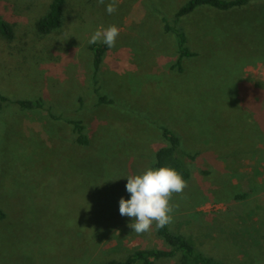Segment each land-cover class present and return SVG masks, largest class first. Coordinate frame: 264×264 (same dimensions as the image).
<instances>
[{
	"label": "rangeland",
	"instance_id": "rangeland-1",
	"mask_svg": "<svg viewBox=\"0 0 264 264\" xmlns=\"http://www.w3.org/2000/svg\"><path fill=\"white\" fill-rule=\"evenodd\" d=\"M50 1L0 0V14L15 29L12 42L0 40V92L43 102L0 109V264H103L136 248L166 247L155 224L138 235L128 226L133 218L119 211L120 199H130L126 176L154 168L166 143L162 126L195 155L187 187L170 200L169 229L229 264H264V210L245 201L250 191L264 190L262 170L236 169L242 186L230 174L246 148L245 141L232 142L247 110L241 107L264 111L255 99L230 93L242 88L245 65L264 58V0L230 10L205 5L179 17L197 55L184 56L174 72L176 39L154 15L173 22L187 0H118L112 14L111 0H67L63 26L42 36L35 22ZM111 25L129 30H120L112 64L95 74L87 44ZM95 87L111 101L98 103ZM67 119L81 121L87 145L76 141ZM244 153L264 155V148Z\"/></svg>",
	"mask_w": 264,
	"mask_h": 264
},
{
	"label": "trees",
	"instance_id": "trees-1",
	"mask_svg": "<svg viewBox=\"0 0 264 264\" xmlns=\"http://www.w3.org/2000/svg\"><path fill=\"white\" fill-rule=\"evenodd\" d=\"M248 0H187L182 6L178 8L174 16L173 22L163 17L164 28L166 32H172L176 39V52L178 57L175 61L174 68L177 71L182 70V58L184 56H194L197 52L191 50L187 44L188 36L176 23L178 18L193 12L200 6L211 5L213 7L228 10L234 6H243ZM65 3L66 0H51L48 4L47 10L35 22L36 32L40 35L52 33L59 29L64 24L65 17ZM15 37V29L11 22L7 21L0 14V40L12 42ZM93 51V66L95 74L98 72L104 52L109 48L103 43L90 44ZM98 103L110 102L106 95L101 94L98 87H95ZM12 102L17 103L22 108L42 107V99L27 100V99H11L0 92V109L3 103ZM53 117H57L52 114ZM68 122L74 125L76 141L82 145L89 143V137L84 132V125L79 120L67 119ZM162 136L166 143L161 145L155 155V162L153 167L159 168L168 166L176 169L182 177L186 180L190 176L189 160H193L195 155L183 151L180 147L181 138L171 128L162 126ZM237 199L244 198L246 194H236ZM0 210V216H3ZM156 233L162 237L167 243L166 247L159 248H136L131 253L124 256L123 259H110L103 264H156L163 259L177 258L179 264H229L227 261L205 251L196 248L194 242L187 236L177 233L169 229L166 225L163 228L157 229Z\"/></svg>",
	"mask_w": 264,
	"mask_h": 264
},
{
	"label": "clouds",
	"instance_id": "clouds-1",
	"mask_svg": "<svg viewBox=\"0 0 264 264\" xmlns=\"http://www.w3.org/2000/svg\"><path fill=\"white\" fill-rule=\"evenodd\" d=\"M100 4L104 0H98ZM118 0H111L107 4L106 11L112 14L117 11ZM120 29L111 25L106 29H98L91 36L89 43L102 42L109 48L115 47ZM66 54V53H65ZM67 55V54H66ZM127 177L126 191L130 193V199H120V215L133 218L128 226L136 234L151 232L153 224L157 229L172 223L174 211L170 200L173 194L183 193L187 187V181L174 168L162 166L148 168L142 174L129 175Z\"/></svg>",
	"mask_w": 264,
	"mask_h": 264
},
{
	"label": "crops",
	"instance_id": "crops-1",
	"mask_svg": "<svg viewBox=\"0 0 264 264\" xmlns=\"http://www.w3.org/2000/svg\"><path fill=\"white\" fill-rule=\"evenodd\" d=\"M243 6H245V5H243ZM200 7H206V6L204 5V6H200ZM241 7L242 6H234V7L229 8V10L230 9H237V8H241ZM67 9H68V4L65 3L64 10L66 11ZM200 11L203 12L204 14H207V15H213V13H211L210 10L205 9V8L200 9ZM163 16L164 15L160 12H158L157 15H154V17L159 18V20H156V21L159 23L160 26H162L164 28V22L161 18ZM118 28L121 31H125V32H127V30H129L126 27V25H121ZM132 28H134V27H132ZM181 29L186 33V31L184 30L183 27H181ZM164 30H165V28H164ZM171 37H172V42L175 44V42L173 40L174 39L173 34L171 35ZM214 42L218 43L217 41H214ZM187 44L190 47V49L192 50V48L189 44V41H187ZM234 45L237 46L238 42H235ZM87 46L90 47V43L87 44ZM116 54L117 53L111 51V48H108L103 54L102 62L100 64V66L103 67L106 65L107 66L111 65ZM92 56H93V51H92ZM171 66H172L171 72H174L173 63L171 64ZM241 81H242V88H235L234 90H230L231 96H241L240 98H242V101H244V102H247L248 99L251 98V100L255 99L254 101H257L258 103L264 104V58L260 59L256 62L249 63V64L245 65L243 72H242ZM261 98H262V100H261ZM235 107H236V105H235ZM249 107L250 106H248V105L245 107H241V108H246L247 110H245V112L242 113L244 115L241 118L242 119V125L241 126H239L240 125L239 123H241L240 119L237 120V125L239 126V130L237 131L235 129V134H234L233 140H232V142L235 140L234 145L241 144L244 141H245V145H246L245 149H240L238 151V153H236L238 157L234 158L235 164H233L232 168H230L231 169L230 174H232V173L234 174V177L232 176L231 181H232V184L235 186L241 185L242 182L239 178L240 177L243 178L242 175L239 177L235 174L234 171L236 169L237 170L239 169V171H241V172H243V171H251L252 172L255 170V168H260L262 170L261 178H264V155L255 154V156H252V155L247 156L244 153L245 150L249 149V148L254 147V149H256V147L258 148V146L260 149L264 148V140H261L262 138H264V134H263L264 111H263V109L262 110H252V107L251 108H249ZM235 110H236V108H235ZM248 110H250V111H248ZM258 112H260V115L258 114ZM258 126L262 127V129H261L262 135L259 138V140L256 139V137L253 135L254 130ZM260 127H258V128H260ZM241 164H243L244 166L242 167ZM250 192L253 193V196H250V197L247 196V198H245V201L248 200L249 202H252L253 204H256V202H257V204L255 205V208L264 210V190L262 189L259 192H253V191H250ZM262 197H263V199L261 200ZM241 200H244V199H241ZM262 210H259V216H261V214H263ZM254 219L255 220L258 219L256 215L254 216L253 220ZM218 257L222 258L221 255Z\"/></svg>",
	"mask_w": 264,
	"mask_h": 264
}]
</instances>
